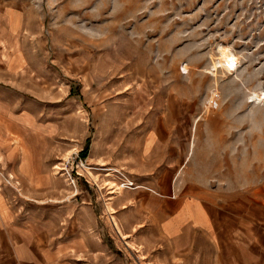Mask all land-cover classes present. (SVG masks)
<instances>
[{"label":"rangeland","instance_id":"374dc122","mask_svg":"<svg viewBox=\"0 0 264 264\" xmlns=\"http://www.w3.org/2000/svg\"><path fill=\"white\" fill-rule=\"evenodd\" d=\"M261 226L264 0H0L7 244L44 241L59 264H218Z\"/></svg>","mask_w":264,"mask_h":264},{"label":"crops","instance_id":"0c3cea01","mask_svg":"<svg viewBox=\"0 0 264 264\" xmlns=\"http://www.w3.org/2000/svg\"><path fill=\"white\" fill-rule=\"evenodd\" d=\"M192 157L193 152H189L184 159L182 157L179 168L181 169L183 164L185 165L184 168L188 166ZM177 169L178 168H176V170ZM178 172L177 175H174L173 171L169 173V171L166 170L162 173V176L164 178H171L172 182L174 180L173 188L186 189L189 194L192 193V190L198 186L189 184L184 186V184L178 180L180 175ZM169 174H171V177ZM6 233V230L0 229V264H59L56 258V262L52 260L54 248L44 244V241L39 242L37 239L33 240L31 243L18 242L7 244L5 238ZM224 233L225 230L223 231V234ZM232 238L237 245L235 258H233L231 254L230 256L229 254L228 256L220 255L217 260L218 264H264V226L256 228L255 230L244 229L241 235L238 234L236 238L234 236Z\"/></svg>","mask_w":264,"mask_h":264},{"label":"built area","instance_id":"2783aa9c","mask_svg":"<svg viewBox=\"0 0 264 264\" xmlns=\"http://www.w3.org/2000/svg\"><path fill=\"white\" fill-rule=\"evenodd\" d=\"M185 69V68H184ZM215 95L213 94L209 100V105H211L213 108L218 107L219 103L217 101V97H214ZM124 179L122 180V186L126 189H129L131 186H133V182L129 180L126 176L123 177Z\"/></svg>","mask_w":264,"mask_h":264},{"label":"trees","instance_id":"16d2710c","mask_svg":"<svg viewBox=\"0 0 264 264\" xmlns=\"http://www.w3.org/2000/svg\"><path fill=\"white\" fill-rule=\"evenodd\" d=\"M87 152H88V146H86V148L82 151V157H86L87 156Z\"/></svg>","mask_w":264,"mask_h":264}]
</instances>
